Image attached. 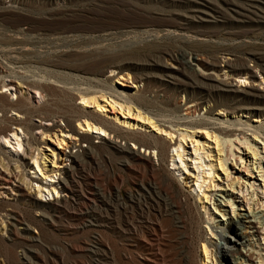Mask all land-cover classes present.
I'll use <instances>...</instances> for the list:
<instances>
[{
  "label": "bare ground",
  "instance_id": "1",
  "mask_svg": "<svg viewBox=\"0 0 264 264\" xmlns=\"http://www.w3.org/2000/svg\"><path fill=\"white\" fill-rule=\"evenodd\" d=\"M164 1L172 4H186L189 8L187 12L183 13L186 22H204L208 21L209 18L216 19V17L224 15L239 21L264 20V1L262 0L252 2L247 0L251 4L234 3L235 0L234 2H231L232 0H222L223 4L219 3L220 5H217L218 3L214 4L211 0ZM164 33L172 36L174 30L165 29ZM54 38H48L49 40L44 43L38 41L37 38V41L26 39L28 42L23 40V42L18 43L0 42V55L3 57V59H0V140L3 142L0 143V195L10 196V193L14 192L18 202L23 201L29 209L43 208L41 215L50 216L51 213L61 212L63 205L69 201L61 196L58 199L59 190H57V187L59 186L60 190L70 194L72 200L78 199L85 203L92 198L98 200L99 207L97 210L92 209L87 213L73 216L75 219L82 221V227H96L101 230L107 227L115 233H123L125 228L122 229L115 219H110L104 212L114 208L102 194L95 192L91 187L93 185L91 177L83 175L87 193L81 183L76 180V173L83 172L84 166L79 155L65 150L66 148L79 146L80 142H87L90 144V148L84 154L91 157L92 150L95 148L91 144V138L96 136L100 139V145L104 146L111 155L120 158L124 164L136 163L149 169L152 179L163 184L164 189V194H161L150 186L148 189L149 198L156 204L163 205L167 212H179L181 206H186L190 213L197 214L199 221L195 219L198 224L201 222L200 220H203L201 212L207 214L209 219L212 215V213H208L209 208L205 206V203L208 204L207 201L210 199L208 189L213 188L221 191L222 194H226L227 197L217 194L216 196L220 200L214 198L217 204L212 203L213 208L211 210H213V214L221 217V223L213 225V221L211 222L217 236L213 235L211 226L205 227L208 231H211L210 238L214 239L215 242L207 240L204 236L202 239L199 238L204 257V259L202 257L203 264L209 262L216 264L213 257L214 252L210 248L218 250L217 238L223 240L224 245L231 243L228 256L235 262L234 264H250L251 261L253 262L254 259L251 254L255 253L253 247H257L255 243H258V235L260 234L261 240H263L261 244L264 245V235L258 230L259 228L264 230V209L254 210L253 207L247 204L248 209L243 210L245 211L243 213L240 212L242 209L233 206L237 193L242 194L241 184L243 182L241 183L237 177L230 176L232 173L226 161L231 158L232 164L229 163V166L235 168V165H238L237 161L239 160V163H242L243 160L242 157H234L233 140L224 138V136L228 137L235 132L243 135L242 138L234 136L235 139H238V142L243 144V148L247 151L246 156L252 159L249 160L250 166L246 167L245 164L243 167H246L250 173L257 172V176H260L264 182V168L261 165L263 163L264 166V158L260 156L259 153L261 152L258 151L257 147V145H262L264 150V132L261 131L260 126L250 125L247 120H241V117L247 118L250 114H255L253 121L256 123L264 119V91L253 86L251 88H241L240 85H234L233 82L226 81L218 75L203 74L200 77L189 75L184 69L187 62L191 61V56L188 57L187 61L184 58H176L177 67L169 64L162 65L164 74L159 77V81L162 86L170 87L173 90L191 91L186 99L187 107L195 109L202 105L207 107L209 98L213 100L218 96L228 97L230 100L223 102L215 100L214 106H218L220 109L214 116L212 115V108L209 106L205 114L197 119H188L187 116L177 117L175 120L170 119L171 117L162 114L161 110L148 98L147 93L150 91L146 77L131 76L127 73L125 78L121 73L122 69L127 67L129 61L124 58L125 56L117 53L116 49H110L100 43H95L94 35L66 34L61 40L64 42L62 44L58 43L57 38ZM125 43L126 41L123 44L125 45ZM123 44L121 43V45ZM193 58L199 60L196 56H193ZM221 62L224 63L220 69L223 71V76H239L243 79L247 76L256 77V73L243 61L228 57L221 60ZM209 66V70L214 71H217L216 68L219 67L216 63H210ZM105 72L112 75L106 76ZM114 74L117 75V79L128 82L131 91L115 87L110 81V76H114ZM262 79L264 80V78ZM143 82L144 86H140V83ZM118 84L125 86L123 83ZM29 90L34 92L35 96H29L27 94ZM193 92L196 94L195 97L191 95ZM76 100L79 103H76ZM108 111L112 115H107L106 112ZM32 118H36L39 124L35 123ZM58 120L63 122V126L57 123ZM40 122H43V124ZM53 128L56 129V132L50 134V130ZM34 129L40 132L41 140H38L32 132ZM196 133L203 134L205 137V141L201 144L197 140H192ZM177 137H179V140L176 141ZM117 139L132 142L134 146L132 148L124 147ZM187 139L192 145L194 144L192 146L194 157H190V154L188 157L193 161L197 173L193 176L194 181L190 177L184 176V186H181L180 180L175 178V174L171 171L174 167L164 168L163 164L167 156L166 152L171 148L184 165V169H186L189 158L185 160L183 158L184 155H187L184 154L183 143ZM46 142H50L53 148H49ZM225 142L229 143V157L223 155L222 144ZM40 143L47 145L46 150L49 151V154L40 150ZM206 143L213 144V153L210 150L204 152ZM24 144H27L29 152H26ZM136 148L143 149L144 153L148 152V154L152 151L159 161V167L155 166L152 159L147 157V154L136 152ZM34 151L37 153L35 154ZM200 151L204 153L202 154ZM20 152L28 155L34 164V168H29L31 171L29 173L33 176L28 177L31 188H35L37 196L27 193L20 184L10 186L8 191L3 190V185H10L14 179L19 182L24 180ZM204 156L209 159L207 163L204 161ZM170 157L173 158V155ZM59 158L60 160L70 161V165H58L56 161ZM11 163H13V168ZM57 170H61V178V175L56 176ZM159 170L164 172L165 177L160 174ZM220 174L225 175L227 181L225 188H222V185H218V183L215 184L216 181H221L219 179ZM247 176L250 177L251 174ZM168 178L176 179V182L179 183L180 188L177 193L173 191V185L168 181ZM257 180L261 181V179ZM187 182H193L190 187L195 186L197 189L196 191L193 187V191L196 193V200L193 203L191 202L192 191H184ZM249 187L253 188L252 184ZM253 192L250 197L254 194ZM261 192L264 193V188ZM198 193H201V195L199 196ZM53 194H56V197H53ZM46 196H52V199L48 197L46 199ZM241 196L244 197L243 194ZM181 198H184V203ZM132 202L137 203L140 201L135 198ZM221 203L230 205L231 216L227 219H224L225 212L219 209ZM261 206L264 205L261 204ZM3 215L6 218L10 216L12 219L9 223V241L20 238V235L25 238L16 226L18 224L25 225L22 229L25 233H29V226L22 223L17 214L5 212ZM3 221L0 212V223ZM221 224H224V226H221ZM150 234L152 242L148 246L151 248L159 240L158 228L153 226ZM229 236H233L235 240H232ZM28 239L34 241V236H29ZM234 245H239L242 249L238 250L233 247ZM92 251H94L92 253L95 258L93 264H112L107 259L106 246L103 243ZM255 254L259 255V259L258 261L255 260V264L257 262L264 264V255ZM217 263L221 264L218 261ZM27 264L30 263L27 261ZM192 264L197 263L193 262Z\"/></svg>",
  "mask_w": 264,
  "mask_h": 264
},
{
  "label": "rangeland",
  "instance_id": "2",
  "mask_svg": "<svg viewBox=\"0 0 264 264\" xmlns=\"http://www.w3.org/2000/svg\"><path fill=\"white\" fill-rule=\"evenodd\" d=\"M211 1L214 4L218 3L217 5L223 4L222 0ZM231 2H234V0ZM234 3L251 4L247 0H235ZM187 9L189 8L184 3L172 4L164 0H0V42H28L30 40L35 41L37 38L38 41L44 43L56 37L58 43L62 44L64 42L61 40L66 34L94 35L95 43H100L110 49H116L117 53L128 59L127 67L122 69L121 72L125 78L126 74L129 73L131 76L137 75L148 79L150 91L147 93L148 98L161 110L162 114L174 120L177 117L185 116L188 119H197L205 114L209 106L212 108V115L214 116L220 109V107L214 106L215 100L219 102L230 100L228 97L218 96L213 100L209 98L207 107L205 105L196 109L187 107L186 99L191 91L173 90L170 87L162 86L159 81V77L164 74L162 65L169 64L177 67L176 58H184L187 61L188 57L191 56V61L187 62L184 69L189 75H198L199 77L203 74L218 75L226 81L233 82L234 85H240L241 88H251L253 86L264 91V80L262 79L264 78V20L239 21L224 15L216 17V19L209 18L208 21L204 22H186L183 13L187 12ZM165 29L174 30V35H166L164 33ZM18 34L20 37L17 36ZM24 39H28V41ZM129 40H131L130 44ZM124 41L126 43L128 41V45L126 43L124 45ZM193 56L198 57L199 60H195ZM228 57L245 62L256 73V77L247 76L243 79L239 76H223V71L220 69L224 63L221 60ZM1 58L3 59L0 55ZM210 63L219 65L216 68L217 71L209 70ZM174 73L176 72L174 71ZM105 74L106 76L112 75L109 72H105ZM110 79L115 87L131 91L130 84L125 80L117 79L116 74L110 76ZM118 83H123L125 86ZM140 86H144V82L140 83ZM27 92L29 96H35V93L31 90ZM191 95L196 96L194 92ZM75 102L79 103L78 100ZM106 114L112 115L110 111ZM253 116L255 114H250L247 118L241 117V120H247L250 125L260 126L261 131L264 132V119L256 123L253 121ZM32 120L39 124L36 118H32ZM40 123L43 124V122ZM57 123L63 126L61 120H58ZM32 132L38 140H41L42 136L37 129ZM53 132H56L55 128L50 130V134H53ZM234 136H237V138L243 137V135L235 132L228 137L224 136V138L233 140L234 157H242L244 163H239L238 160V165L231 168L229 163H232L231 158H229L226 164L230 167L229 170L232 173L230 176L237 177L241 183L243 182L241 190L244 197L242 198L241 193H237L233 206L242 209L240 212L243 213H245L243 210L248 209V205L259 211L264 209V206H261V204L264 205V193L261 192L264 188V182L260 176H257V172L250 173L247 170L246 167L250 164L249 160L252 159L246 156L247 151L243 148V144L238 142V139H235ZM91 140V144L95 146L91 157L84 154L90 148V144L87 142H80L79 146L65 149L67 152L72 151V153L78 154L83 162V172L76 173V180L81 183L86 192L85 188L87 187L83 175L91 177V180H93L91 187L95 192L102 194L114 208L104 212L110 219H115L122 229L125 228L123 229L125 231L119 234L107 227L104 230L96 227L84 228L82 227V221L73 217L87 213L92 209L97 210L99 207L97 199H89L86 203L78 199L72 200L70 194L60 190L58 186V199L61 196L69 201L63 205L61 212L51 213L50 216H42L43 208L29 209L23 201L18 202L17 196L11 191L10 196L0 195V212L4 220L0 223V264H27V261L30 264H93L95 258L92 250H96L102 243L106 246L107 259L112 264H192L193 262L203 264L204 257L200 239L204 236L207 240L215 242L214 239L210 238L211 231H208L205 227L211 226L212 221L213 225L221 223V217L213 214V210H211L213 208L212 203L217 204L214 198L220 200L216 196L217 194L224 197H227V195L213 188L208 189L210 199L207 201L208 204L205 203V206L209 208L208 213H212V215L209 219L207 214L201 212L203 220H200L201 222L198 224L196 221V219L199 221L197 214L190 213L186 206H181L179 212H167L163 205L156 204L149 198L148 189L150 186L161 194H164V189L163 184L152 179L148 168L136 163L126 165L120 158L111 155L104 146H101L99 138L93 136ZM117 140L124 147L132 148L134 146L132 142ZM177 140H179V137L176 138ZM192 140H197L201 144L205 141V137L203 134L196 133ZM0 143L3 142L0 140ZM46 144L49 148H53L50 142H46ZM183 145L184 154H187L183 156L184 160L189 158V154L193 158L192 146L194 144L192 145L187 139ZM222 145L223 155L229 157V143L225 142ZM46 146L40 143V150L49 154ZM204 147V152L210 150L213 153V144L206 143ZM257 147L258 151L261 152L259 153L260 156L264 158L263 146L257 145ZM24 148L27 150L26 152H29L27 144H24ZM135 151L141 154L144 153L143 149L136 148ZM200 152L204 153L203 151ZM144 154L152 159L157 168L159 167V161L152 151L149 154L148 152ZM166 154L163 166L164 168L174 167L171 171L175 174V178L180 180L181 186H184V176L190 177L193 181L195 180L193 176L197 173V170H195L194 163L190 158L187 163L185 162L186 169H184V165L176 157L173 149L169 148ZM171 155H173V158L170 157ZM20 157L22 158L23 182L14 179L10 185H3V190L8 191L10 186L20 184L27 193L37 196L35 188H31L28 177L33 176L29 173V168H34L32 159L21 152ZM208 160L204 156L205 163ZM56 162L58 165H70V161L65 159L60 160L59 158ZM173 163L174 165H172ZM245 164L246 167H243ZM261 165L264 168L263 163ZM56 172L57 177L61 175V170ZM159 172L165 177L162 170H159ZM250 174V177L247 176ZM219 179L221 181H216L215 184L218 183V185H222V188H225L227 185L225 175L220 174ZM257 179H261V181ZM168 181L172 183L173 191L177 193L180 188L179 183L176 182L177 180L168 178ZM186 184L184 191H192L191 202L193 203L196 200L193 187L194 189L196 187H190L193 182H187ZM250 184L253 188L249 187ZM252 192L254 194L250 197ZM198 195L200 196L201 193H198ZM47 197L52 199V196H46V199ZM53 197H56V194H53ZM135 198L139 199L138 204L132 202ZM181 201L184 203V198H181ZM229 206L228 203H221V206H218L220 210L225 212L224 219L231 216ZM4 211L8 214H17L21 222L29 226V233L22 230L25 225L18 224L16 226L25 238L20 235V238L9 241V223L12 219L10 216L6 218L3 215ZM153 226L158 228L159 240L150 248L148 245L152 242L150 232ZM221 226H224V224H221ZM211 229L216 237L215 229L213 227ZM258 230L264 235L263 229L259 228ZM199 233L201 234L199 235ZM260 235H258V243H255L257 247H253V250L255 253L264 255V245L261 244L263 240H261ZM26 236L27 239L29 236H34V241L27 240ZM229 237L235 240L233 236ZM217 239L218 250L209 247L214 252L213 257L216 264H218L217 261L221 264H234L235 262L228 256L231 243L224 245L223 240ZM233 247L238 250L242 249L239 245ZM255 253L251 254L254 263L251 261L250 264H255V260L258 261L259 259V255ZM206 264H211V262ZM257 264L259 263L257 262Z\"/></svg>",
  "mask_w": 264,
  "mask_h": 264
}]
</instances>
